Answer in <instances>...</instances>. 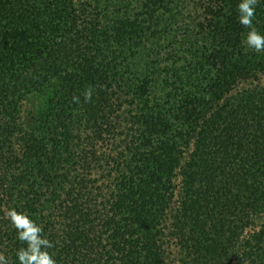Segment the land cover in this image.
Wrapping results in <instances>:
<instances>
[{
  "label": "trees",
  "instance_id": "trees-1",
  "mask_svg": "<svg viewBox=\"0 0 264 264\" xmlns=\"http://www.w3.org/2000/svg\"><path fill=\"white\" fill-rule=\"evenodd\" d=\"M239 2L0 0L11 264V208L57 264H264V53L243 43Z\"/></svg>",
  "mask_w": 264,
  "mask_h": 264
},
{
  "label": "clouds",
  "instance_id": "clouds-1",
  "mask_svg": "<svg viewBox=\"0 0 264 264\" xmlns=\"http://www.w3.org/2000/svg\"><path fill=\"white\" fill-rule=\"evenodd\" d=\"M259 2L260 0H240L237 5L238 21L247 29L243 41L246 47L257 53H264V33H261L254 24ZM94 91L92 85L84 89L82 95L85 103L92 101ZM72 102L81 103L80 95H73ZM5 216L16 230L17 239L23 245L15 253L16 264H57L55 253L51 251L55 244L44 234L41 224L30 218L25 211H18L15 208L9 209ZM0 264H11L4 251H0Z\"/></svg>",
  "mask_w": 264,
  "mask_h": 264
},
{
  "label": "rangeland",
  "instance_id": "rangeland-1",
  "mask_svg": "<svg viewBox=\"0 0 264 264\" xmlns=\"http://www.w3.org/2000/svg\"><path fill=\"white\" fill-rule=\"evenodd\" d=\"M37 101H38L37 98H29L25 103L24 111L27 112L30 109H32L34 105L37 103Z\"/></svg>",
  "mask_w": 264,
  "mask_h": 264
}]
</instances>
